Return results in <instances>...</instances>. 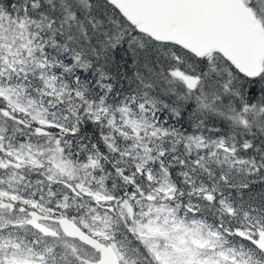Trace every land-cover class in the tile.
I'll return each instance as SVG.
<instances>
[{
    "label": "snow or ice",
    "instance_id": "6c2138e0",
    "mask_svg": "<svg viewBox=\"0 0 264 264\" xmlns=\"http://www.w3.org/2000/svg\"><path fill=\"white\" fill-rule=\"evenodd\" d=\"M0 264H264V0H0Z\"/></svg>",
    "mask_w": 264,
    "mask_h": 264
}]
</instances>
